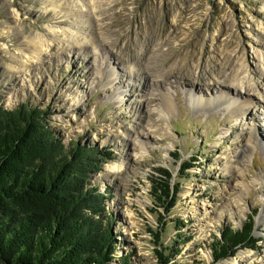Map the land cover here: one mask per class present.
Listing matches in <instances>:
<instances>
[{
    "label": "rangeland",
    "instance_id": "obj_1",
    "mask_svg": "<svg viewBox=\"0 0 264 264\" xmlns=\"http://www.w3.org/2000/svg\"><path fill=\"white\" fill-rule=\"evenodd\" d=\"M57 3L0 0V105L42 109L60 141L98 148L89 182L114 258L264 264V0ZM252 214L255 241L214 260V237Z\"/></svg>",
    "mask_w": 264,
    "mask_h": 264
},
{
    "label": "trees",
    "instance_id": "obj_2",
    "mask_svg": "<svg viewBox=\"0 0 264 264\" xmlns=\"http://www.w3.org/2000/svg\"><path fill=\"white\" fill-rule=\"evenodd\" d=\"M43 113L0 105V264H130L127 255L114 258L102 195L89 182L100 167L98 148L60 141ZM165 172L152 180L162 202L173 192ZM254 229V214L239 229H223L210 244L213 259L252 244Z\"/></svg>",
    "mask_w": 264,
    "mask_h": 264
},
{
    "label": "bare ground",
    "instance_id": "obj_3",
    "mask_svg": "<svg viewBox=\"0 0 264 264\" xmlns=\"http://www.w3.org/2000/svg\"><path fill=\"white\" fill-rule=\"evenodd\" d=\"M51 2H52V6H53V8H59L60 7V3H57L58 2V0H50ZM51 31H53V29H51ZM33 38V37H32ZM28 39V40H25L24 41V44L27 46V47H29V46H32V42L34 43L36 40V38L35 39ZM161 40V39H160ZM160 42V41H159ZM157 43V42H156ZM157 45V49H160L161 47H160V45H161V42L160 43H158V44H156ZM159 60H161L163 63L164 62H166V59L164 58V57H160L159 58ZM244 82H237L236 84H234L235 86H238V85H241V86H243L244 84H243ZM220 86H224V87H226L227 89H232L233 87L232 86H230V85H224V84H221L220 83ZM233 89H235L236 91H237V93L238 94H241V92H240V90L239 89H237V88H233ZM163 96H164V102H165V104L168 106V108L171 106V99H170V97H169V94H168V92L167 93H163ZM192 96H194V98H193V100L194 101H197L198 103H202V101H198V99L197 98H195V96H197V95H195V93L192 95ZM200 96H202V95H200ZM220 96H223V95H220ZM208 102H210V101H212V99H209V100H207ZM249 147V146H248ZM248 147H247V149L245 148L244 150H243V152L244 153H247V151H248Z\"/></svg>",
    "mask_w": 264,
    "mask_h": 264
},
{
    "label": "water",
    "instance_id": "obj_4",
    "mask_svg": "<svg viewBox=\"0 0 264 264\" xmlns=\"http://www.w3.org/2000/svg\"><path fill=\"white\" fill-rule=\"evenodd\" d=\"M255 216V215H254ZM254 227H255V220H254Z\"/></svg>",
    "mask_w": 264,
    "mask_h": 264
}]
</instances>
